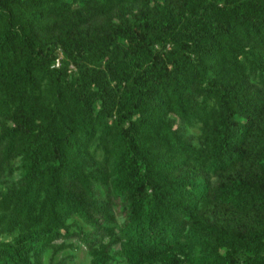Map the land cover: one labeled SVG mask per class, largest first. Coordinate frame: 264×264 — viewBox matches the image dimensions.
Returning <instances> with one entry per match:
<instances>
[{
    "label": "trees",
    "instance_id": "trees-1",
    "mask_svg": "<svg viewBox=\"0 0 264 264\" xmlns=\"http://www.w3.org/2000/svg\"><path fill=\"white\" fill-rule=\"evenodd\" d=\"M73 238L264 264V0H0V264Z\"/></svg>",
    "mask_w": 264,
    "mask_h": 264
},
{
    "label": "rangeland",
    "instance_id": "rangeland-1",
    "mask_svg": "<svg viewBox=\"0 0 264 264\" xmlns=\"http://www.w3.org/2000/svg\"><path fill=\"white\" fill-rule=\"evenodd\" d=\"M61 241L62 240H58V242ZM66 241H72V243H74L77 248H71L68 246L57 250L54 253L55 260H60L64 264H89L90 254L87 251L86 246L77 238L68 239Z\"/></svg>",
    "mask_w": 264,
    "mask_h": 264
},
{
    "label": "built area",
    "instance_id": "built-area-1",
    "mask_svg": "<svg viewBox=\"0 0 264 264\" xmlns=\"http://www.w3.org/2000/svg\"><path fill=\"white\" fill-rule=\"evenodd\" d=\"M60 62H59V59H57V62H56V64H59Z\"/></svg>",
    "mask_w": 264,
    "mask_h": 264
}]
</instances>
